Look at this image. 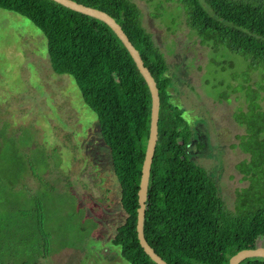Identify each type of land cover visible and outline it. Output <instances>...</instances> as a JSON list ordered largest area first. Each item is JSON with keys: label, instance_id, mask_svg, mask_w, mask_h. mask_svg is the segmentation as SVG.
<instances>
[{"label": "rangeland", "instance_id": "obj_1", "mask_svg": "<svg viewBox=\"0 0 264 264\" xmlns=\"http://www.w3.org/2000/svg\"><path fill=\"white\" fill-rule=\"evenodd\" d=\"M129 1L192 125L188 153L233 212L247 186L236 165L248 158L233 114L246 110L245 86L260 74L246 76L245 59L223 46H201L181 0ZM123 219L95 114L70 76L53 73L43 34L0 9V264H129L111 244Z\"/></svg>", "mask_w": 264, "mask_h": 264}, {"label": "trees", "instance_id": "obj_2", "mask_svg": "<svg viewBox=\"0 0 264 264\" xmlns=\"http://www.w3.org/2000/svg\"><path fill=\"white\" fill-rule=\"evenodd\" d=\"M72 1L111 17L156 83L157 142L143 221L147 244L167 264H228L237 252L256 249L264 239V0H181L201 46H223L245 59L246 76L248 71L260 74L245 86L246 110L233 114L244 131L237 146L248 157L236 165L247 186L236 192L233 212L222 202L213 178L188 153L192 125L173 102L164 55L141 26L138 8L129 0ZM0 9L26 19L43 34L53 73L70 76L96 116L124 216L111 244L129 264H155L136 233L151 95L130 54L103 22L53 1L0 0ZM240 264H264V259Z\"/></svg>", "mask_w": 264, "mask_h": 264}, {"label": "water", "instance_id": "obj_3", "mask_svg": "<svg viewBox=\"0 0 264 264\" xmlns=\"http://www.w3.org/2000/svg\"><path fill=\"white\" fill-rule=\"evenodd\" d=\"M53 1L71 11L86 15L88 17L97 19L107 25L116 37L120 40V42L124 45L131 58L133 59L137 70L143 77L150 95H151V113H150V128H149V137L145 152L144 161L141 169V178L139 183V191H138V208H137V223H136V233L137 239L140 247L144 251V253L149 257V259L155 264H167L156 252L147 244L144 233H143V221H144V211H145V201L147 197V187L149 180V172L152 163V158L155 150V145L157 142V124H158V116H159V96L158 90L156 87V83L152 76L149 74V71L144 67L143 62L129 42L128 38L125 36L119 25L107 14L86 7L81 4H77L72 0H50ZM250 258H263L264 259V248L257 247L256 249H246L237 252L230 259L228 264H240L243 261Z\"/></svg>", "mask_w": 264, "mask_h": 264}]
</instances>
